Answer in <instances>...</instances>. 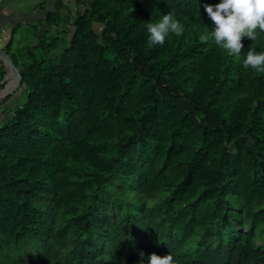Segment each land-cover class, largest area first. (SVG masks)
Here are the masks:
<instances>
[{
  "label": "trees",
  "instance_id": "1",
  "mask_svg": "<svg viewBox=\"0 0 264 264\" xmlns=\"http://www.w3.org/2000/svg\"><path fill=\"white\" fill-rule=\"evenodd\" d=\"M74 1L9 53L23 90L0 126V264H264V73L241 62L264 35L237 58L201 38L219 0ZM165 13L184 31L150 47Z\"/></svg>",
  "mask_w": 264,
  "mask_h": 264
},
{
  "label": "clouds",
  "instance_id": "2",
  "mask_svg": "<svg viewBox=\"0 0 264 264\" xmlns=\"http://www.w3.org/2000/svg\"><path fill=\"white\" fill-rule=\"evenodd\" d=\"M204 11L210 18L211 31L201 38L211 40L229 56L237 58L244 48L242 38L256 40L264 35V0H219L215 4H204ZM148 46L163 44L170 34L180 35L184 25L172 13H165L156 22L145 25ZM245 68L264 73V51L249 47L241 61ZM137 264H177L173 255L149 254L146 259L140 253Z\"/></svg>",
  "mask_w": 264,
  "mask_h": 264
},
{
  "label": "rangeland",
  "instance_id": "3",
  "mask_svg": "<svg viewBox=\"0 0 264 264\" xmlns=\"http://www.w3.org/2000/svg\"><path fill=\"white\" fill-rule=\"evenodd\" d=\"M57 0H1L0 1V48L7 51L8 53H15L16 47L21 44H17L16 39L20 34V31L24 29H29L33 24L39 26L38 18L45 17V10L40 8L42 4L46 10L52 9L53 4ZM65 7L61 9V15L69 18V23L75 18V12L77 5L74 0H62ZM20 24V29L13 35L14 41L12 46L9 49H5V45L8 42L11 36V29L15 27V22ZM69 23L61 22L59 24V34L62 36H70L71 29L66 30V27H69ZM40 29L43 27L39 26ZM23 43V42H22ZM34 43V42H33ZM5 64V63H4ZM3 60L0 57V69L2 68L3 75L0 79V90L5 86L4 76L6 73ZM14 73L10 74V81L14 79ZM22 88H18L9 98H5L4 101L0 104V126L6 121L8 114L18 105L20 99L22 98Z\"/></svg>",
  "mask_w": 264,
  "mask_h": 264
},
{
  "label": "water",
  "instance_id": "4",
  "mask_svg": "<svg viewBox=\"0 0 264 264\" xmlns=\"http://www.w3.org/2000/svg\"><path fill=\"white\" fill-rule=\"evenodd\" d=\"M0 57L5 59L9 63L12 72L14 73L15 76V82L12 85V87L4 95H0V104H1L7 95L14 93L19 88L21 82V74H20V69L14 64L10 54L7 51L0 48Z\"/></svg>",
  "mask_w": 264,
  "mask_h": 264
},
{
  "label": "bare ground",
  "instance_id": "5",
  "mask_svg": "<svg viewBox=\"0 0 264 264\" xmlns=\"http://www.w3.org/2000/svg\"><path fill=\"white\" fill-rule=\"evenodd\" d=\"M2 60H3V62L7 65V71H8V74H7V78H10V74H11V72H12V69H11V67H10V65H9V63L5 60V59H3V58H1ZM14 82H15V77H14V79L12 80V81H10V83L8 84V86L6 87V88H4L1 92H0V95H4L11 87H12V85L14 84Z\"/></svg>",
  "mask_w": 264,
  "mask_h": 264
},
{
  "label": "flooded vegetation",
  "instance_id": "6",
  "mask_svg": "<svg viewBox=\"0 0 264 264\" xmlns=\"http://www.w3.org/2000/svg\"><path fill=\"white\" fill-rule=\"evenodd\" d=\"M45 11H46V9H45ZM44 18H45V17H44ZM44 18H41V19L44 20ZM17 22H18V21L15 22V24H14L15 26L18 25ZM39 26H41V25H39ZM11 30H12V29H11ZM5 49H6V48H5Z\"/></svg>",
  "mask_w": 264,
  "mask_h": 264
}]
</instances>
